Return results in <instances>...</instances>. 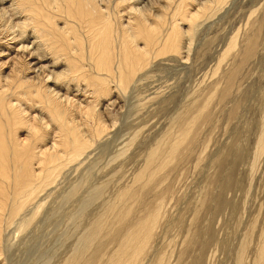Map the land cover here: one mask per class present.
Returning <instances> with one entry per match:
<instances>
[{
  "label": "rangeland",
  "instance_id": "obj_1",
  "mask_svg": "<svg viewBox=\"0 0 264 264\" xmlns=\"http://www.w3.org/2000/svg\"><path fill=\"white\" fill-rule=\"evenodd\" d=\"M208 12L190 49L156 59L151 76L128 86L122 108L111 109L110 134L38 192L31 226L8 229L6 264H63L100 215L108 226L83 254L90 263L79 264H106L124 233L156 212L134 264H264V0H227ZM162 137L163 156L176 141L178 151L163 168L161 154L146 167ZM145 169L149 178L135 181Z\"/></svg>",
  "mask_w": 264,
  "mask_h": 264
},
{
  "label": "bare ground",
  "instance_id": "obj_2",
  "mask_svg": "<svg viewBox=\"0 0 264 264\" xmlns=\"http://www.w3.org/2000/svg\"><path fill=\"white\" fill-rule=\"evenodd\" d=\"M226 1L0 0V264H6L1 247L8 229L14 226L18 234L30 227L41 210L34 203L38 192L45 193L67 164L81 160L110 134L118 123L111 109L122 108L128 86L151 76L145 69L156 59L190 49L198 22ZM234 44L235 37L228 48ZM112 94L117 96L101 105ZM189 120L193 124L195 117ZM164 142L157 140L146 167L160 158ZM176 142L167 149L169 156L162 155L160 168L173 157ZM146 169L135 181L148 177ZM154 215L124 231L106 264L136 263L158 221ZM107 226L106 218L96 217L82 245L77 243L80 247L63 264H79L81 258L89 262L83 254ZM257 258H264V245Z\"/></svg>",
  "mask_w": 264,
  "mask_h": 264
}]
</instances>
